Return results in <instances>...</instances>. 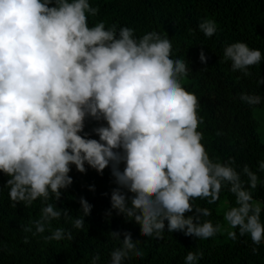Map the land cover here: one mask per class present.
Listing matches in <instances>:
<instances>
[{"label":"clouds","instance_id":"clouds-1","mask_svg":"<svg viewBox=\"0 0 264 264\" xmlns=\"http://www.w3.org/2000/svg\"><path fill=\"white\" fill-rule=\"evenodd\" d=\"M98 12L90 0H0V172L9 177L5 187L14 207L37 199L44 205L33 235L62 217L75 229L85 227L93 208L86 198H80L75 218L57 203H47L61 200L74 182L75 166L80 173L90 167L101 175L110 168L116 187L107 217L115 211L138 224L146 237L163 239L167 227L200 239L228 231L235 240L237 232L229 229L238 228L240 236L250 234L256 245L264 243V202L253 195L260 176L248 165L238 171L234 160L225 164L210 158L198 131L203 123L198 97L182 85L189 61L172 56L171 39L156 31L137 38L127 26L106 30L101 21L89 27L88 14ZM199 29L212 37L218 25L205 19ZM207 59L201 50L200 61L207 64ZM224 60L250 76V66L259 65L264 54L235 42L225 46ZM240 99L252 106L264 103L256 94ZM90 120L99 124L92 130L98 139L85 130ZM259 171L264 172V160ZM224 189L236 197L224 215L228 229L201 222L212 211L194 200L215 204ZM108 234L120 242L109 264L143 256L131 232ZM44 239L74 237L58 227ZM203 255L189 251L185 264H198ZM100 262L97 253L91 264Z\"/></svg>","mask_w":264,"mask_h":264},{"label":"trees","instance_id":"trees-1","mask_svg":"<svg viewBox=\"0 0 264 264\" xmlns=\"http://www.w3.org/2000/svg\"><path fill=\"white\" fill-rule=\"evenodd\" d=\"M90 3L99 12L95 16L88 14L89 27L103 21L106 30L112 25L127 26L135 30L137 38L152 31L169 36L172 56L190 63L182 85L199 100L197 111L203 118L198 128L203 133L201 143L214 161L226 164L234 160L238 171L248 165L257 172L262 183L253 195L255 200L264 202V172L259 171V161L264 160V103L252 106L240 99L245 93L264 97V84H258L264 78V60L250 66V76L233 71L232 61L224 60L225 46L235 42H245L264 54V0H90ZM205 19L217 22L218 31L212 37L199 29ZM201 50L208 58L207 64L200 61ZM97 126L98 122L90 120L85 129L96 139L92 130ZM70 175L74 182L63 192L61 200L56 202L53 198L47 203H57V207L68 209L75 218L80 215V198H86L93 208L85 219V227L75 229L71 221L62 217L52 221L51 229L45 233L33 235L34 221L40 219L44 205L37 199L30 206L18 203L14 207L9 188L5 187L9 177L0 172V264H91L97 253L100 264H109L111 252L120 246L108 234L112 231L131 232L143 250L142 257L133 254L126 264H185L189 251L204 253L198 264H264V243L256 245L250 234L240 236L238 228L229 229L237 232L235 240L228 231L200 239L182 232H167V227L163 239L146 237L138 224L115 211L107 217L111 192L116 187L110 168L101 175L90 167L86 173H80L73 166ZM93 185L95 190L91 191ZM235 201L236 197L224 189L215 204L200 198L194 204L212 211L201 222H219L228 229L224 215L235 206ZM261 219L264 221V212ZM29 226L32 232L25 231ZM58 227L70 229L74 239L45 241L44 237Z\"/></svg>","mask_w":264,"mask_h":264},{"label":"rangeland","instance_id":"rangeland-1","mask_svg":"<svg viewBox=\"0 0 264 264\" xmlns=\"http://www.w3.org/2000/svg\"><path fill=\"white\" fill-rule=\"evenodd\" d=\"M224 206L222 205V208H223Z\"/></svg>","mask_w":264,"mask_h":264}]
</instances>
